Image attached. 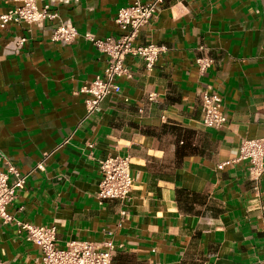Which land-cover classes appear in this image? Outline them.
<instances>
[{
	"label": "crops",
	"instance_id": "1",
	"mask_svg": "<svg viewBox=\"0 0 264 264\" xmlns=\"http://www.w3.org/2000/svg\"><path fill=\"white\" fill-rule=\"evenodd\" d=\"M135 1L76 0L44 28H0V157L29 175L9 212L55 227L60 248L111 241L121 246L116 264H264V175L257 184L247 163H231L244 140L264 138V0H166L135 40L164 48L156 67L128 57L132 77L87 116L81 90L108 57L85 34L123 36L118 11ZM15 6L0 0V16ZM60 21L79 32L70 46L51 40ZM16 36L28 42L7 55ZM201 47L214 61L203 76ZM207 87L223 98L219 130L202 124ZM116 156L131 160L136 178L125 206L98 198L99 163ZM41 255L0 219V264H37Z\"/></svg>",
	"mask_w": 264,
	"mask_h": 264
},
{
	"label": "built area",
	"instance_id": "2",
	"mask_svg": "<svg viewBox=\"0 0 264 264\" xmlns=\"http://www.w3.org/2000/svg\"><path fill=\"white\" fill-rule=\"evenodd\" d=\"M16 6L7 14L0 16V28L5 30L11 23L27 24L44 28L48 23L60 20L59 6L68 5L76 0H14ZM166 0H154L144 4L136 0L131 6L118 11L116 24L125 34L121 37L99 39L92 34H85L86 40L108 57V66L103 74L98 75L81 92L88 94L86 101L87 116L99 112L101 103L108 97L118 95L121 91L117 80L132 77L126 60L134 57L143 60L147 70H153L164 52V48L155 44L137 45L135 40L140 31L158 16ZM79 37V32L71 22L60 21L51 40L66 46L72 45ZM28 38L16 36L6 45L7 55L17 56L24 49ZM204 56L197 59L198 72L201 76L212 67L214 61L205 47L200 48ZM203 120L206 129L219 130L227 123L223 112V98L210 87L200 92ZM4 161L0 157V163ZM6 163L0 168V219L5 225H15L20 232L26 234V240L41 250V258L37 264H116V252L121 246L107 242L102 246L89 241H74L65 248L57 246V230L55 227L33 226L18 221L10 212L18 194L24 190L28 174L19 172L15 165ZM245 162L252 181L259 184L264 175V138L244 140L239 148L238 157L231 163ZM101 182L98 198L101 202L118 201L122 206L130 199L136 178L129 158L108 157L100 163ZM224 165L219 166L222 169ZM37 170H43L39 164ZM35 171V170H34ZM128 218L127 210L121 211V221Z\"/></svg>",
	"mask_w": 264,
	"mask_h": 264
}]
</instances>
